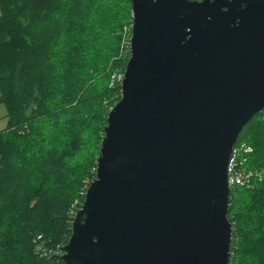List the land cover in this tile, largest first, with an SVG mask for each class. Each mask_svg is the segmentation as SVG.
<instances>
[{"label": "water", "instance_id": "95a60500", "mask_svg": "<svg viewBox=\"0 0 264 264\" xmlns=\"http://www.w3.org/2000/svg\"><path fill=\"white\" fill-rule=\"evenodd\" d=\"M131 2L122 97L61 259L229 264L230 161L264 112V0Z\"/></svg>", "mask_w": 264, "mask_h": 264}, {"label": "trees", "instance_id": "16d2710c", "mask_svg": "<svg viewBox=\"0 0 264 264\" xmlns=\"http://www.w3.org/2000/svg\"><path fill=\"white\" fill-rule=\"evenodd\" d=\"M0 264H65L90 183L115 72L130 60L131 0H0ZM128 34V38L126 35ZM243 166L264 173V112L243 129ZM229 264H264V174L231 188Z\"/></svg>", "mask_w": 264, "mask_h": 264}, {"label": "built area", "instance_id": "2783aa9c", "mask_svg": "<svg viewBox=\"0 0 264 264\" xmlns=\"http://www.w3.org/2000/svg\"><path fill=\"white\" fill-rule=\"evenodd\" d=\"M132 36V28L130 29V41ZM129 41V46H130ZM124 79V72H115L112 76L111 86L122 85ZM252 152V148L246 144H237L229 166V185L230 188L241 186L249 188L254 180H262L263 171H253L246 169L243 164L246 163L245 155ZM83 203L76 202L75 205L82 206ZM71 214L76 217L75 210Z\"/></svg>", "mask_w": 264, "mask_h": 264}, {"label": "rangeland", "instance_id": "374dc122", "mask_svg": "<svg viewBox=\"0 0 264 264\" xmlns=\"http://www.w3.org/2000/svg\"><path fill=\"white\" fill-rule=\"evenodd\" d=\"M0 14H1V8H0ZM132 26H133V24L125 26L124 27V33L128 32L130 27H132ZM125 35H126V38H128L129 35L128 34H125ZM8 124H9V110L5 104L1 103L0 104V132L5 130L8 127Z\"/></svg>", "mask_w": 264, "mask_h": 264}, {"label": "flooded vegetation", "instance_id": "af4514ba", "mask_svg": "<svg viewBox=\"0 0 264 264\" xmlns=\"http://www.w3.org/2000/svg\"><path fill=\"white\" fill-rule=\"evenodd\" d=\"M192 1H203V0H192ZM211 1L214 2L216 0H211ZM225 1L232 2L233 0H225ZM242 6H243V8H246V5L245 4H243ZM223 11L224 12L228 11V8H224Z\"/></svg>", "mask_w": 264, "mask_h": 264}]
</instances>
